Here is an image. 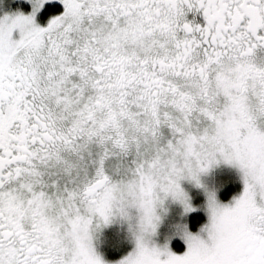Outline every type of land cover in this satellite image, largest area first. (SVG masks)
Returning a JSON list of instances; mask_svg holds the SVG:
<instances>
[{
	"label": "snow or ice",
	"instance_id": "1",
	"mask_svg": "<svg viewBox=\"0 0 264 264\" xmlns=\"http://www.w3.org/2000/svg\"><path fill=\"white\" fill-rule=\"evenodd\" d=\"M0 264H264V0H0Z\"/></svg>",
	"mask_w": 264,
	"mask_h": 264
}]
</instances>
